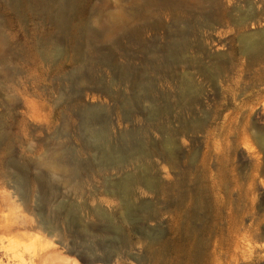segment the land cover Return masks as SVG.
I'll use <instances>...</instances> for the list:
<instances>
[{
  "label": "rangeland",
  "instance_id": "1",
  "mask_svg": "<svg viewBox=\"0 0 264 264\" xmlns=\"http://www.w3.org/2000/svg\"><path fill=\"white\" fill-rule=\"evenodd\" d=\"M111 15L123 31L96 37ZM153 22L171 19L145 0H0V264H264V171L239 148L212 154L214 179L202 173L208 146L203 133L177 139L176 78L161 80L166 30ZM203 34L215 66L247 59L232 34ZM143 148L152 155L130 156Z\"/></svg>",
  "mask_w": 264,
  "mask_h": 264
},
{
  "label": "bare ground",
  "instance_id": "2",
  "mask_svg": "<svg viewBox=\"0 0 264 264\" xmlns=\"http://www.w3.org/2000/svg\"><path fill=\"white\" fill-rule=\"evenodd\" d=\"M145 8L150 10L151 15L158 10L171 19L170 24L153 22L150 28L161 27L166 30L160 56L164 73L160 77L166 86L176 78L175 105L178 114L175 121L178 126L176 133L179 142L184 145L183 137L187 132L204 134L208 148L201 157L200 169L212 179L215 177L214 173L210 172L212 156L215 155L218 159V155L221 154L225 157L226 154L234 155L239 148H242L250 159L251 171L255 175L262 173L264 171V86L260 89H257V86L264 83V0H145ZM261 24L263 27L256 29ZM124 26L120 15H111L99 24L95 36L109 39L123 31ZM218 29L233 35L230 42L238 41L239 52L246 55V60H241L239 57L235 60H224L216 66L214 60H205L210 55L207 46L217 42L205 36L203 32H214ZM193 46L201 55L196 59L187 56ZM147 61L153 69L155 60ZM215 83L220 85L218 100L214 93L211 94ZM153 87L154 82L149 80L146 84V98L153 97ZM240 93H244L245 98L237 101L236 96ZM160 97L163 100L160 104L161 108L167 113L171 106L167 101L168 95L161 93ZM230 106L234 107L232 111L219 120L218 112ZM212 110L216 114L214 119L208 122V114ZM161 133L166 134L163 130ZM172 144L171 139L165 136L163 155L177 166V161L173 159L176 149ZM151 155L150 149L143 148L133 151L130 156L144 159ZM45 162L48 166L56 167L71 182L74 181L73 170L71 171L69 164L63 162L60 157L51 156ZM220 170L221 168L218 169V175ZM231 175L235 178L233 174ZM235 182V185H239L238 179L235 178ZM212 184L216 187L219 182L213 181Z\"/></svg>",
  "mask_w": 264,
  "mask_h": 264
}]
</instances>
